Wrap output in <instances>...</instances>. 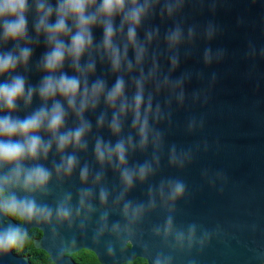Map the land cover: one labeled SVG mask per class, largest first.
<instances>
[{"label":"water","instance_id":"water-1","mask_svg":"<svg viewBox=\"0 0 264 264\" xmlns=\"http://www.w3.org/2000/svg\"><path fill=\"white\" fill-rule=\"evenodd\" d=\"M54 6L56 0H49ZM152 9L138 29V39L147 44L143 63L145 74L156 65V75L145 85L153 97V111L159 105L160 114L150 118L151 133L144 149L136 147L127 155V167L138 168L149 163L151 173L143 180L135 179L125 189L120 171L105 165L94 156L98 137L115 143L118 137L109 131L107 122L97 128V118L111 112L101 102L85 119L92 131L85 139V151H75L79 164L70 176H57L43 191L25 192L10 189L18 199L32 198L38 204L55 210L68 194L72 217L68 221H24L18 227L8 215L0 212V233L10 226L26 234L27 224L42 229L48 225L54 238L66 253L86 249L96 254L99 264H126L143 259L146 264H237L248 256L251 264L264 263V0H151ZM172 8L171 13L168 7ZM28 34L32 56L27 67L0 76V83L20 74L27 84L36 86L45 75L39 64L47 51L44 38H37L33 29L35 11L29 0ZM54 19V18H53ZM119 20H117V24ZM179 30L180 39L170 45L169 35ZM147 33L152 40H145ZM98 42L100 29H94ZM2 35V30H0ZM25 46V42H19ZM15 43L0 39V53L13 50ZM129 59L133 53L129 50ZM175 60V64H173ZM63 71L75 73L65 65ZM129 95L134 91L131 77L124 73ZM105 78L109 87L115 82L107 62L97 59L95 76ZM165 81H167L165 83ZM59 99V97H58ZM38 96L25 106L18 101L12 115L23 118L41 106ZM50 103V102H49ZM6 114L0 111V116ZM77 121L69 113L66 126ZM45 139L48 136L41 133ZM122 137H138L131 128V117L125 123ZM158 137V142L154 139ZM60 162L55 146L47 159L26 161L27 166L39 163L53 169ZM87 165V183L80 180V168ZM0 168V173L6 171ZM102 174L99 185L94 183ZM179 181L184 192L175 200L168 198L169 184ZM93 191L91 213L81 211L79 192ZM108 191V201L101 204L99 190ZM123 197L122 199L120 197ZM154 202V206H149ZM126 202L143 205L144 212L134 223L123 215ZM107 217L106 221L103 217ZM171 221L169 227L168 222ZM119 225L114 229V225ZM57 226V231L54 230ZM191 233V238H190ZM52 236V235H51ZM41 248V242H36ZM56 264H74L50 250ZM0 264H30L17 257L12 247L0 249Z\"/></svg>","mask_w":264,"mask_h":264},{"label":"clouds","instance_id":"clouds-1","mask_svg":"<svg viewBox=\"0 0 264 264\" xmlns=\"http://www.w3.org/2000/svg\"><path fill=\"white\" fill-rule=\"evenodd\" d=\"M35 19L33 29L37 38L41 35L47 51L41 58L39 69L45 73L36 86L27 84L24 75L16 74L0 83V168L7 170L0 173V212L26 220H51L53 212L59 221H68L72 217L69 206L72 199L68 194L55 210L41 205L32 198L18 199L10 194V189L19 188L25 192L43 191L52 179L53 170L57 176H70L79 161L75 151L66 154V150L85 151L88 147L85 137L91 133V122L85 119L89 111H96L103 102L111 112L101 114L96 121L97 128H103L107 122L109 131L118 137L115 143L98 137L94 143V156L103 168L105 165L120 171L125 189L132 187L134 180L143 181L152 171L149 163L138 168L127 167V155L136 147L144 149L151 133L150 118L160 114L159 105L153 111V97L145 92V85L156 75V65L145 74L143 63L147 55V44L138 39V29L152 9L151 0H56L53 6L49 0H33ZM29 0H0V39L6 44L15 43L13 50L0 53V76L13 73L18 67H27L31 56V37L28 34ZM169 13L172 8L168 7ZM54 18V19H53ZM117 20L119 23L117 24ZM100 29L102 37L96 41L94 29ZM180 39L179 30L172 32L169 44L175 45ZM145 40L150 43L152 34L147 33ZM25 42L20 46L19 42ZM133 59H129V50ZM97 59L107 62L115 75V82L109 87L105 78L92 79L96 73ZM68 64L74 75L63 71ZM175 64V60H173ZM138 71L139 75L131 77L134 91L129 95L125 75ZM167 81H165L166 83ZM38 96L41 106L23 118L12 115L16 112L18 101L25 106ZM59 97V99H58ZM50 102V103H49ZM71 113L77 124L67 127L66 121ZM131 117V128L138 137V144L132 135L122 137L125 121ZM41 133H45V139ZM158 142V137L154 139ZM55 146L60 155V162L49 169L42 164L31 166L26 161L47 159ZM80 180L87 183L89 168H80ZM102 174H97L94 183L99 185ZM184 192V185L179 182L169 184L168 198L175 200ZM109 193L100 188L99 201L106 204ZM93 191L84 188L79 192L81 211L91 213L90 203ZM123 198L122 196L120 197ZM149 206H154L150 201ZM144 212L143 205L126 202L123 215L134 223ZM107 217H103L106 221ZM168 225L170 227L171 221ZM119 225H114V229ZM191 238V233H190ZM24 234L18 228L9 227L0 233V249L23 243ZM155 264H161L157 259Z\"/></svg>","mask_w":264,"mask_h":264},{"label":"flooded vegetation","instance_id":"flooded-vegetation-1","mask_svg":"<svg viewBox=\"0 0 264 264\" xmlns=\"http://www.w3.org/2000/svg\"><path fill=\"white\" fill-rule=\"evenodd\" d=\"M8 216L18 227L23 226L24 221L20 217ZM27 226L28 228L26 234H24L23 243H17L11 247L15 256L27 258L30 264H56L52 259L50 250L54 254H61L62 258L65 257L70 259L74 264H99L96 254L90 250L78 249L71 254L66 253L54 238L55 232H52L48 225L44 226L42 229L30 223H28ZM54 230L57 231V226ZM38 241L41 242V248H37L35 245ZM251 249V246H249L248 256H244L243 260H241V262L239 261L237 264H251ZM143 261L146 264V261Z\"/></svg>","mask_w":264,"mask_h":264},{"label":"trees","instance_id":"trees-1","mask_svg":"<svg viewBox=\"0 0 264 264\" xmlns=\"http://www.w3.org/2000/svg\"><path fill=\"white\" fill-rule=\"evenodd\" d=\"M126 264H145V262L143 260H141V259H137V260H135L132 263H126Z\"/></svg>","mask_w":264,"mask_h":264}]
</instances>
